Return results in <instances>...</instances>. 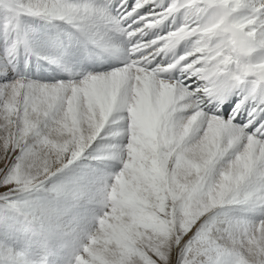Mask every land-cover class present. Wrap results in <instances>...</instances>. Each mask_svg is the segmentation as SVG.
I'll list each match as a JSON object with an SVG mask.
<instances>
[{
  "label": "clouds",
  "instance_id": "1",
  "mask_svg": "<svg viewBox=\"0 0 264 264\" xmlns=\"http://www.w3.org/2000/svg\"><path fill=\"white\" fill-rule=\"evenodd\" d=\"M122 4L3 0L8 62L28 50L18 12L86 33L101 9L123 20ZM163 11L106 46L119 66L54 81L18 71L0 84L6 203L29 239L71 237L68 264H172L173 252L175 264H264V0H169ZM173 14L174 27L146 38ZM232 95L248 109L242 122L218 114ZM81 160L119 167L59 175ZM88 193L99 211L76 232L69 214Z\"/></svg>",
  "mask_w": 264,
  "mask_h": 264
},
{
  "label": "bare ground",
  "instance_id": "2",
  "mask_svg": "<svg viewBox=\"0 0 264 264\" xmlns=\"http://www.w3.org/2000/svg\"><path fill=\"white\" fill-rule=\"evenodd\" d=\"M85 2L102 5L104 3H107L108 0H85ZM114 2L119 3L120 0H114ZM168 2L169 0H153V5L156 3H159L161 5L166 6ZM135 3H136V0H126V2H124V4L121 5V9L123 11L125 9L130 10L131 7ZM151 10H153L151 5L145 6V9L142 10V14H143V11H151ZM19 19H22V20H19ZM18 20H19L18 25L22 31V34L25 36V39L27 41L28 50H25V48L22 50L21 48V50L19 51V53L17 54L15 58V61L12 64H9L8 59H7V46L4 44L5 42L3 41L0 43V84H3L9 80L14 79L18 71L26 72L33 79H39L42 81H50V79H53V78H58V79H61V78L63 79L64 77L69 78L70 75L66 74V72L68 71L70 74L72 73L71 70H73L72 69L73 64L71 65V63L74 62V63L79 64L81 62V60L78 57L79 53L81 54V56L87 55V56L92 57L93 60L92 61L89 60L90 61L89 63L93 64L94 66L93 70H98L96 68L99 65L103 66V65L108 64L109 62H113V63H115L116 61L118 63L123 62L122 59H119L113 56L110 52H108L106 50V46L111 43H118L117 42L118 39L114 35L115 32L119 33L122 36V42L125 41V36L121 31H118L115 28L111 27L109 24L104 22L102 19H99V18L96 19L89 26V30L86 33H82L78 29L71 28L70 26H67V25L56 24L55 26L58 25V28H64V29L66 28V29L71 30V32L74 33L73 34L74 40H77L75 41V43L76 42L78 43V45L77 43L76 45H73L69 41L72 45L63 44L65 43L63 42L62 45L60 46V42H59L58 47H61L63 50L57 57H52L50 55L51 51H48V49L52 47L51 45L47 46L48 43L45 40L47 37L45 38V35L42 37L40 34L41 31H37L38 28L37 29L34 28V25H39V26L46 25V26L51 27V26H54L53 22L45 21L40 17L31 16L27 14L21 15L18 18ZM128 23H131V21L129 20ZM175 23H179V17L176 18ZM174 26L175 24L173 22V19L169 18L167 21L164 22L163 25H161L159 28L154 29L151 33H149V35L146 38L151 39L156 34H164V32L170 30V27H174ZM43 28L44 27H42V29ZM51 28H54V27H51ZM43 33H44V30L42 34ZM66 36L64 35V37ZM74 40H72V42ZM182 50H183V46H181V48L178 51H182ZM46 54H48L49 57H47ZM71 58H74V59L71 60ZM157 61H159V57L157 58ZM76 68H78V66ZM77 74L79 75V70H78V73H76V75ZM175 74L177 73H174V75ZM238 99H240L239 96L232 95L228 99L224 100L223 103L219 105L218 114L222 113L223 110H226V109L228 110L230 108H232L231 113H234L235 112L234 106ZM210 108L214 109L215 105L210 106ZM242 111H243V115H241L239 112H235L236 119L238 122H242L245 118H247L248 109L244 108ZM100 162L102 163V161ZM99 167L98 168L96 167L97 172L100 171ZM109 167H112V166H109ZM102 168L101 170H103ZM104 169L106 168L104 167ZM246 215L252 218H255L257 213L249 212Z\"/></svg>",
  "mask_w": 264,
  "mask_h": 264
},
{
  "label": "rangeland",
  "instance_id": "3",
  "mask_svg": "<svg viewBox=\"0 0 264 264\" xmlns=\"http://www.w3.org/2000/svg\"><path fill=\"white\" fill-rule=\"evenodd\" d=\"M19 20H22V19H19ZM5 21H6L5 9L3 8V1L0 0V43L3 41L5 42L4 44L7 46L8 38H7L6 29L4 26ZM55 25L56 24H54V26H51L54 28H51L46 25H40V26L34 25V28L36 29L38 28L37 31H41L40 34L42 37L44 35H45V38L47 37L45 40L48 43L47 46L51 45L52 47L48 49V51H51L50 55L52 57H57L63 50L61 47H58L59 42H60V46L62 45L63 42H65L63 44H70V45L72 44L76 45L77 43V42L75 43V41L77 40H74V35H73L74 33H72L71 30L66 29V28L65 29L58 28V25L57 26ZM40 27L41 29L42 27L44 28L41 30ZM43 30H44V33L42 34ZM46 34L48 36L50 35L51 36L48 37ZM64 35L65 36L67 35V36L64 37ZM53 36H55L56 38ZM72 40L74 41L72 42ZM21 48L22 50L24 49L23 46ZM46 56L49 57L48 54H46ZM78 57L81 60V62L79 64L72 62L71 65L73 64L72 65L73 70L71 71L75 72L76 70L77 71L79 70V75L78 74L76 75L75 73L70 74L68 71H67L68 73L66 72V74L73 76L72 77L73 79L79 78L80 75L86 71V70H83L82 67H81L82 69L80 68L81 64L83 63L82 61H84V55L81 56V54L79 53ZM74 58H71V60ZM76 65L78 66L79 69L76 68L77 67ZM87 71H90V70H87ZM80 72L82 73L80 74ZM64 79H68V78H63L60 80H64ZM53 80H57V78H53L50 81H53ZM2 160L3 159H0V161ZM10 164L11 163H9L7 167H10ZM81 165H91V166H94L95 168L96 167L98 168L100 166L99 167L100 171H105V172L115 170L116 168L119 167V165L114 161H102L101 163L100 161L89 162L87 160H81V161L75 162L73 166H70L69 169H66L64 173L59 174V175L62 177H68V178L74 177L81 171V167H80ZM109 166H112V167H109ZM104 167L106 169H104ZM0 168H4L3 163H0ZM101 168L103 170H101ZM98 173L99 172H97V174ZM10 195L11 193H8L7 189L0 187V264H14L13 254L15 251H24L30 258H37L41 255H46L47 264H68V261L70 260L71 237H67L65 242L63 243H49L43 240L42 238H37V237H32L31 239H29L28 236L24 234V231L21 228L20 224L17 222L16 210L10 207L8 203H6L7 197ZM31 195H34V194L21 193V194H17L14 197V199L22 201L26 198H30ZM89 196H91V193L86 194L84 198L80 199L79 202L76 204L73 212L69 214L70 216H72L71 227H73L76 232H79L83 229H87L92 221L93 214L99 211V205L98 203H96V199L98 198L89 199L88 198ZM5 241H7V243H5ZM13 242L15 243L13 244ZM9 245H12L11 249H9ZM6 249H9V250L6 251Z\"/></svg>",
  "mask_w": 264,
  "mask_h": 264
},
{
  "label": "snow or ice",
  "instance_id": "4",
  "mask_svg": "<svg viewBox=\"0 0 264 264\" xmlns=\"http://www.w3.org/2000/svg\"><path fill=\"white\" fill-rule=\"evenodd\" d=\"M124 2H126V0H124ZM210 2H212V0H210ZM151 5L153 10L151 11H147V12H152L154 13L155 15H149V16H146L145 19H158L160 15H163L164 14V8L166 6L164 5H161L159 3H156L153 5V0H148V4L146 6H149ZM145 9V6L143 8H138L135 12H133L131 15H125V13H127L129 10L128 9H125L124 12L121 13V15H124V19L121 20L119 17H112V16H109L106 14V10L104 9H101L98 16H97V19H102L104 22H106L107 24H109L111 27L115 28L116 30L118 31H121L123 34H125L126 32H129L131 31V28L128 27V25H131L132 27H137L139 24H142L144 21L142 20H137V17L140 16V15H143L144 12L146 11H143V14H142V10ZM21 14H31L30 12H25V13H17V15H21ZM174 15L173 14L172 16H169V18H174ZM131 21V23H128V21ZM133 21H136L135 24H133ZM9 24H10V21L6 20L5 21V29H7L9 27ZM160 35H163V34H160ZM130 40H134L135 37H129ZM158 45H153V47H156ZM136 53H132V56L133 58L135 57ZM9 64H12L13 62H8ZM248 98L245 97L243 100L240 101V104L242 105ZM223 98L221 97V99L219 100V105L221 103H223ZM235 112H238L239 111V107L237 106V101L235 103ZM254 124L256 122H253ZM0 163H3L4 164V168H0V169H3L4 172H7L8 171V167L7 165L9 163H11V161L5 157L2 161H0ZM6 169V171H5ZM4 172H0V176H3L4 175ZM175 260H176V255H175V252H173V255H172V264H175Z\"/></svg>",
  "mask_w": 264,
  "mask_h": 264
}]
</instances>
